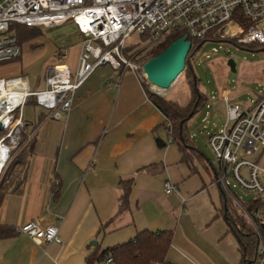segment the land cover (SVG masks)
I'll list each match as a JSON object with an SVG mask.
<instances>
[{
  "label": "crops",
  "instance_id": "obj_1",
  "mask_svg": "<svg viewBox=\"0 0 264 264\" xmlns=\"http://www.w3.org/2000/svg\"><path fill=\"white\" fill-rule=\"evenodd\" d=\"M65 25L78 32L74 24ZM109 66L99 67L76 91L63 119L42 112L25 122L34 150L21 170L19 186L10 189L0 205V226L16 229L14 237L0 240V264H86L90 253L128 242L145 229L173 232L167 259L174 264H240L239 243L219 214L222 205L217 207L211 196L206 197L209 190L199 168L194 171L183 163L179 149H160L156 141L154 146L153 127L160 115L164 123L163 114L148 98L141 109L114 99L123 90L127 96L129 86L124 85L126 69ZM115 72L121 73L119 83ZM135 75L132 84L142 93L144 83ZM222 95L229 100L230 91L224 89ZM214 175L223 204L225 187L215 171ZM191 177H199L202 185L191 186L187 180ZM131 179L130 208L120 214L121 182ZM166 181L178 192L166 194ZM152 183L181 200L183 209L178 210L176 222L166 219L154 224L147 216L143 205ZM33 220L58 227L62 243L37 242L17 232Z\"/></svg>",
  "mask_w": 264,
  "mask_h": 264
},
{
  "label": "built area",
  "instance_id": "obj_2",
  "mask_svg": "<svg viewBox=\"0 0 264 264\" xmlns=\"http://www.w3.org/2000/svg\"><path fill=\"white\" fill-rule=\"evenodd\" d=\"M67 23L74 24L85 38L75 73L62 55L61 61L47 68L41 90L32 91L24 76L0 79V133L4 132L0 150L6 152L0 176L22 137L30 135L23 120V110L30 101L61 120L70 112L76 91L99 67L133 69L139 75L138 67L143 66L133 65L124 55L127 41L135 34L144 35L149 47L165 43L177 32H184L188 40L212 33L215 40L264 46V0H0V65L22 54V46L12 33L14 26L52 29ZM225 112L223 128L208 139L220 166L218 181L229 189L227 178L232 176L244 190L264 195V149L255 162L245 159L258 154V145L264 146V97L248 109L231 104L225 97ZM164 191L171 194L178 189L166 181ZM231 198L252 225H264V206L248 212L243 200L234 195ZM260 200L264 203V198ZM17 232L37 242L62 243L58 227H44L36 220L18 227ZM259 257L264 261V247ZM106 263H113V259Z\"/></svg>",
  "mask_w": 264,
  "mask_h": 264
},
{
  "label": "rangeland",
  "instance_id": "obj_3",
  "mask_svg": "<svg viewBox=\"0 0 264 264\" xmlns=\"http://www.w3.org/2000/svg\"><path fill=\"white\" fill-rule=\"evenodd\" d=\"M40 31H42L40 36L28 41H22L23 43L21 42V58L19 57L10 63L0 65V79L14 78L22 75L28 78L32 91L35 89H43L47 68L58 60L61 61L63 53L67 55L66 63L69 65L72 72L75 73L77 71L82 36L77 31H74L71 25H63L52 29H42ZM12 33L17 35L15 26L12 29ZM128 47H131V49L130 51L124 52L126 60L133 65L143 66L144 50L146 48L149 49L147 38L144 35L135 34L127 41V48ZM256 47L252 48L251 46L238 45L235 41L205 42L202 48L196 52L192 61V69L208 101L207 104L188 121L187 126L195 147L205 158L204 161L206 165L197 163V166L209 190L206 197L209 198V196H211L217 207L222 205V201L219 188L214 183V170L216 174L220 173V166L211 148L208 146V139L211 134L220 131L226 121L225 98L222 95L224 89L230 91V103L239 104L243 109L249 108L261 97H264V48ZM59 52H62L60 56L58 55ZM230 60L234 61L236 65L235 72L231 71L228 66V61ZM124 75L127 77V83L124 85L129 86L127 91L128 95L125 96V91L123 90L119 97L113 95V98L117 100L119 98V101L126 100L132 102V108L138 105V109H141L145 102H147V95L145 96L146 91L145 89L143 90L144 87L141 86L143 91L141 90L142 93H140L137 87L132 84L133 78L136 77L133 69H126ZM181 75L178 81L167 91L159 90L154 93L150 90L152 89L151 87H148V89L153 94L163 99H169L184 104L189 97V86L185 81L184 75ZM115 76L118 83L122 81L120 72H115ZM42 112L49 113V111L44 108L29 103L23 110V120L25 122H32ZM138 117L139 116L136 118ZM162 121L163 119L160 115L156 127H153L152 140L154 146H156L154 136H159L164 141L169 142L168 148L173 147V149L178 151V146L171 143L167 129L161 126ZM3 134L4 132L0 133V137ZM29 136L30 135H25L22 139L24 137L28 139ZM258 149V154L245 156V159L255 162L259 158L264 146L258 145ZM17 153L18 149H15L10 154V158L4 167L0 181L7 173L8 165ZM205 166L208 168L207 170ZM187 180L190 181L191 186L195 185V183L202 185V181L199 177H191ZM227 181L232 195L244 202L264 198V195H258L257 193L249 192L241 188L232 176H228ZM150 188V198L147 199L148 201L143 205L147 216L152 218L153 221L155 220L154 224L166 219H174V222H176L175 218L179 216L178 210L182 207L181 200L175 195H166L164 193L165 191L163 192V185L159 186L158 183H152ZM142 198L145 200L146 196L143 195ZM230 200L234 206L231 203L230 205L236 209L237 207L232 198ZM200 208L204 211V206ZM171 209H174L175 212H172ZM240 213L241 212L238 211V215H240ZM158 226L159 225H154L153 228H164ZM171 226V228H175V224ZM103 264L107 263L104 262ZM254 264H264V261L258 259Z\"/></svg>",
  "mask_w": 264,
  "mask_h": 264
},
{
  "label": "trees",
  "instance_id": "obj_4",
  "mask_svg": "<svg viewBox=\"0 0 264 264\" xmlns=\"http://www.w3.org/2000/svg\"><path fill=\"white\" fill-rule=\"evenodd\" d=\"M17 40L21 42L28 41L40 36L41 28H30L21 25H16ZM186 36L184 32H177L172 34L165 43L146 48L144 55V62L159 56L165 51L173 42ZM192 43L190 53L186 60V66L183 71L185 81L189 86V97L186 103L163 99L153 94L145 84H142L148 100L163 114L165 121L161 125L165 127L169 133L171 143L178 146L182 154V162L187 164L192 170L198 169L197 163L206 165L204 156L195 147L192 140L187 123L198 113V111L207 104V97L199 86V81L192 69V61L197 51H199L205 42L210 41H227L213 39L212 33L201 39L189 38ZM22 42V43H23ZM252 48H264V46L249 45ZM131 47L126 48L124 52L130 51ZM182 76V75H181ZM170 124V127L169 125ZM155 141L160 149H165L169 142L156 136ZM19 143L18 153L8 165L7 173L0 181V205L10 189L17 188L20 184L21 170L26 168L28 158L34 150V139L24 137ZM206 167V166H205ZM208 168L206 167V170ZM215 171V170H214ZM3 173V172H2ZM218 176L221 174L218 173ZM1 177V176H0ZM19 180V181H18ZM122 196L120 198L119 213L123 214L130 208L129 198L131 195L133 180L122 181ZM223 204L219 214H221L231 232L239 243L241 252L240 264H254L259 257L261 247H264V225H252L243 215H238V209L233 207L231 202V189L223 188ZM230 203L233 205H230ZM244 208L251 212L253 209H259L264 206V203L258 200H251L243 203ZM16 229L10 227L0 226V240L9 239L16 235ZM173 232L172 231H151L142 230L134 239L123 244L100 251L99 249L90 253L86 259V264H103L109 258L113 259L114 264H174L168 261L167 256L172 247Z\"/></svg>",
  "mask_w": 264,
  "mask_h": 264
},
{
  "label": "water",
  "instance_id": "obj_5",
  "mask_svg": "<svg viewBox=\"0 0 264 264\" xmlns=\"http://www.w3.org/2000/svg\"><path fill=\"white\" fill-rule=\"evenodd\" d=\"M192 43L187 36L173 42L159 56L150 59L143 65V70L147 75L148 83L155 86L158 90H169L180 78L183 73L186 60L190 53ZM231 71H236L234 61H228ZM143 83L150 88L144 81ZM152 91V89H150ZM3 125L0 122V131Z\"/></svg>",
  "mask_w": 264,
  "mask_h": 264
},
{
  "label": "bare ground",
  "instance_id": "obj_6",
  "mask_svg": "<svg viewBox=\"0 0 264 264\" xmlns=\"http://www.w3.org/2000/svg\"><path fill=\"white\" fill-rule=\"evenodd\" d=\"M138 72L141 77V79L148 84L154 91H159L155 86L148 83V78L146 73L144 72L143 68L138 67ZM162 92V91H161ZM160 92V93H161ZM164 94V93H163ZM21 143V142H20ZM17 149V148H16ZM6 160V152L4 148H1L0 150V167L4 165V162Z\"/></svg>",
  "mask_w": 264,
  "mask_h": 264
}]
</instances>
